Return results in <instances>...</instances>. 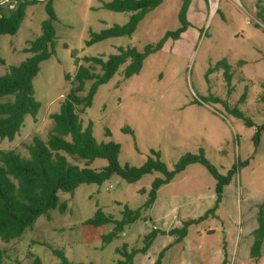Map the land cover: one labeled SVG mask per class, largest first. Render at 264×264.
<instances>
[{"label":"rangeland","instance_id":"374dc122","mask_svg":"<svg viewBox=\"0 0 264 264\" xmlns=\"http://www.w3.org/2000/svg\"><path fill=\"white\" fill-rule=\"evenodd\" d=\"M113 0H52L56 20L55 54L40 65L34 79L36 116L28 115L14 140L0 139L1 150H15L29 157L34 138L47 141L54 127L51 115L77 84L80 67L97 74L100 66L87 61L107 60L120 47L144 51L150 44L170 36L162 49L150 55L140 74L123 77L126 65L108 83L99 87L91 107L79 112L84 129L91 128L98 143L121 146L119 164L142 167L156 152L170 170L186 154L200 155L230 177L221 198L217 181L202 164H191L157 192L144 219L128 227L105 244L103 235L115 225H87L101 209L115 220L126 206L142 208L161 173L128 183L113 176L102 185L84 184L73 193H59L66 211H49L17 240L0 244L7 248L3 264H60L54 253L62 251L72 264H117V253L144 247L146 235L159 234L147 254L137 253L133 264H264V0H190L185 24L180 20L183 0H163L138 25L132 36L111 38L88 45L92 33L125 25L131 14L106 8ZM3 0L2 13L12 8ZM49 1L26 10L16 35L0 36V77L31 57L26 52L42 34L49 19ZM223 64L230 67L231 84ZM70 76V80L66 79ZM93 82H87L83 97ZM238 109L254 127L237 117ZM109 133V134H108ZM66 155V154H64ZM69 162L84 167L83 160L66 155ZM108 161L97 159L90 168L102 170ZM142 191H145L143 193ZM263 227L260 255L254 257L256 232ZM185 229L186 235L170 234Z\"/></svg>","mask_w":264,"mask_h":264},{"label":"trees","instance_id":"16d2710c","mask_svg":"<svg viewBox=\"0 0 264 264\" xmlns=\"http://www.w3.org/2000/svg\"><path fill=\"white\" fill-rule=\"evenodd\" d=\"M3 0H0V2ZM5 1V0H4ZM8 8L2 13L0 4V36L16 35L26 18V10L29 6L38 2L49 1L47 12L49 19L42 23V34L26 49L31 57L21 64L12 66L7 74L0 77V139L14 140L24 125L28 115L36 116L40 104L35 99L33 82L40 72V65L49 60L55 54L56 32L53 22L56 16L52 6V0H10ZM262 0H259L261 3ZM163 0H113L106 8L115 13H129L128 22L125 25H115L99 34L92 33L88 45L97 44L111 38L132 36L138 25L145 17L157 9ZM190 0H183L180 14L182 24H185L186 14ZM264 18V10L260 11ZM185 27L174 34L167 36L158 44H150L144 51L136 47H120L116 54H111L107 60L101 57L88 58L87 61L100 66L101 73L97 74L91 68L80 67L75 83L77 86L71 90L61 104L59 113L51 115L54 127L47 141L36 137L32 145L28 147L29 157H23L15 150L0 151V240L9 244L13 240L20 239L28 229L34 227L42 216L48 215L51 210L66 211V204L61 203L59 193H73L84 184L102 185L113 176H119L128 183H137L144 176L153 173H161L164 178L156 179L149 194L146 204L137 210L125 207L122 218L115 220L99 209L95 216L86 222L87 225L96 228L114 224V233L103 235L105 244H110L126 227L143 220L144 214L150 210L157 198V192L166 184H169L177 174L184 172L191 164H202L217 181V193L219 199L224 187L229 184L230 177L222 176L218 170L200 155L186 154L175 165L173 170L161 160L158 153L152 152L147 162L142 167L130 165L121 166L119 156L121 146L114 142L98 143L92 134L91 128L84 129L79 112L84 111L93 104L94 97L100 86L108 83L126 65L123 77L129 79L141 73L146 59L160 51L167 39H177L183 33ZM0 63L5 64L0 59ZM226 81L231 84L232 75L230 67L223 64ZM66 79L69 81L70 76ZM93 82L89 94L85 97L81 93L85 90L87 82ZM264 102V96H262ZM237 117L243 119L248 127H254L250 119L238 109L231 110ZM264 131V125L257 129L259 140ZM109 134V133H108ZM73 159L83 160L84 167L71 164L66 155ZM97 159L108 161V165L102 170L90 168ZM145 193V191H142ZM159 234L165 232L153 231L145 236L144 247L139 250L129 251L127 245L117 250L123 259L117 264H133L137 253L147 254ZM172 235H179L182 239L186 235L185 229L173 230ZM263 227L256 232L257 240L253 246L254 257L260 255ZM7 248L0 244V264L7 254ZM54 253L61 260L60 264H72L62 251ZM164 252L161 255L163 257ZM161 258L156 264H161ZM32 264H43L36 258ZM93 264V263H91Z\"/></svg>","mask_w":264,"mask_h":264},{"label":"crops","instance_id":"0c3cea01","mask_svg":"<svg viewBox=\"0 0 264 264\" xmlns=\"http://www.w3.org/2000/svg\"><path fill=\"white\" fill-rule=\"evenodd\" d=\"M105 226V225H104ZM103 227V226H102ZM99 228V227H98Z\"/></svg>","mask_w":264,"mask_h":264}]
</instances>
